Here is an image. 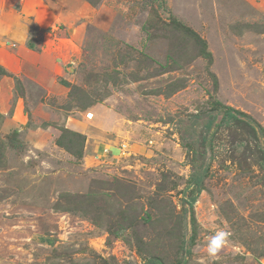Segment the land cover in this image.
Wrapping results in <instances>:
<instances>
[{
  "label": "rangeland",
  "instance_id": "1",
  "mask_svg": "<svg viewBox=\"0 0 264 264\" xmlns=\"http://www.w3.org/2000/svg\"><path fill=\"white\" fill-rule=\"evenodd\" d=\"M173 22L213 61L163 72L170 41L159 32ZM0 68L10 74H0V264H159L137 249L155 238L140 218L157 216L165 173L178 185L163 197L182 214L191 165L181 132L213 98L263 132L236 111L205 142L199 129L210 172L184 248L166 262L264 264L253 251L264 249V0H0ZM179 80L185 88L162 94ZM93 190L98 207L64 210L67 195ZM122 211L140 217L117 236ZM219 229L229 239L210 260L205 241Z\"/></svg>",
  "mask_w": 264,
  "mask_h": 264
},
{
  "label": "trees",
  "instance_id": "2",
  "mask_svg": "<svg viewBox=\"0 0 264 264\" xmlns=\"http://www.w3.org/2000/svg\"><path fill=\"white\" fill-rule=\"evenodd\" d=\"M178 28H183L185 31H191V29L180 25L177 22H173L172 24L164 23L159 32V37L166 38L170 41V51L167 56V64L161 66L163 72L166 70L170 71L172 69H180L183 67V65L190 63L198 57H204L205 59L209 60V62L213 61L212 53L208 50L205 41L196 36V38L194 37L196 40H194L193 43L191 42L192 38L190 39V41L185 39L183 43H181V37L179 36V40L178 37H176ZM193 34L195 36V33ZM1 73L4 72L1 70ZM185 82V80H179L174 82L173 84H170L168 87L169 91L162 92V94L167 97L171 96L177 91L185 88ZM233 111L244 115L263 132L261 126L252 116L245 114L240 110H234V108L223 104L220 100L215 98L212 99L211 108L208 111L189 115L185 119L183 126L184 131L181 132V140L183 149L186 150L188 156L190 157L191 176L190 180L187 183V188L190 189V192L187 196V200L185 202L186 206L183 207L182 214L178 213L176 207H174V204H172L171 202L167 203L165 198L163 197V195L167 191H169L170 188H175L178 184L170 174L165 173L162 175L163 179L158 186L156 197L151 202V208L155 211L157 216L155 217L150 212H146V218H140L141 221L151 224V226L154 228L155 238L150 242H143L142 239L137 241V249L140 253L144 254L146 251H148V249L151 250L153 254V256H151V262L156 261L159 264H167L166 261H168V259H171V256H173L172 252H174V254H179L183 250L185 244V230L183 227V223L187 218L189 210L192 214L193 221L195 220L192 207L193 204L197 201L199 194L204 190L205 180L208 178L210 172L209 165H206V151L204 150L203 146L199 145L198 142V131L202 127L206 128L203 137V142H205L207 139V134L213 127L215 120L220 116L223 117V119H233L234 116L231 114ZM238 123L243 124V122L239 120ZM248 128L252 131V137L256 140L257 135L255 133V129H252L250 126H248ZM9 144L13 148H20L21 142L16 132H14L10 136ZM261 183L262 185H264V176ZM97 194L98 193L93 190L88 195H67L66 198H64L66 204V209L64 210H79L86 213L88 209L98 207V201L96 200V198L99 195L97 196ZM125 199H127L125 200L126 202L131 203V196L126 197ZM134 199H136V197L132 198V200ZM61 205L62 200L57 203L56 208H60ZM74 206H77L79 208H71ZM114 216L119 219L117 226L120 228V230H118L116 234L117 236L122 234V232L126 228V223L132 224L140 217L137 214H135V216L130 215L126 217V212L124 213V211L117 212ZM93 219L97 220L94 216ZM194 239L195 238L192 239V242H194ZM192 242L191 244L189 243V246L194 245ZM253 251H255L256 253L259 252V255L264 256V249H257ZM176 263L182 264L181 261H177ZM101 264H108V261L104 259L101 261Z\"/></svg>",
  "mask_w": 264,
  "mask_h": 264
},
{
  "label": "clouds",
  "instance_id": "3",
  "mask_svg": "<svg viewBox=\"0 0 264 264\" xmlns=\"http://www.w3.org/2000/svg\"><path fill=\"white\" fill-rule=\"evenodd\" d=\"M229 233L226 230L219 229L212 232L205 241L204 247L206 248L207 257L214 260L225 244L228 242ZM196 264H204V259L200 258Z\"/></svg>",
  "mask_w": 264,
  "mask_h": 264
},
{
  "label": "crops",
  "instance_id": "4",
  "mask_svg": "<svg viewBox=\"0 0 264 264\" xmlns=\"http://www.w3.org/2000/svg\"><path fill=\"white\" fill-rule=\"evenodd\" d=\"M1 70H2L4 73H1ZM0 74H1V75H5L6 77L10 75V74H8V72H6L5 70H3L2 68H0Z\"/></svg>",
  "mask_w": 264,
  "mask_h": 264
}]
</instances>
